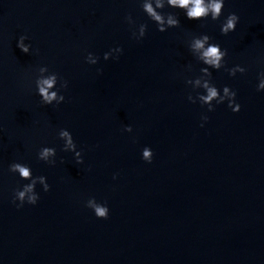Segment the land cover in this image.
Returning a JSON list of instances; mask_svg holds the SVG:
<instances>
[{"label": "water", "instance_id": "1", "mask_svg": "<svg viewBox=\"0 0 264 264\" xmlns=\"http://www.w3.org/2000/svg\"><path fill=\"white\" fill-rule=\"evenodd\" d=\"M165 11L181 25L160 32L138 0H0V264H264V91L256 88L264 0H226L224 16H240L227 35L223 16ZM128 13L148 24L142 40ZM201 32L228 49L227 66L248 69L234 77L213 70L242 108L217 105L203 127L206 106L188 100L185 83L202 67L186 41ZM23 34L31 53L17 47ZM117 45L119 60H104ZM89 51L98 64L86 62ZM45 65L69 81L58 107L36 91ZM65 127L84 150L82 164L63 150ZM42 146L57 148L55 165L38 159ZM15 160L48 177L36 205L12 202L28 182L9 171ZM92 196L109 205L108 218L86 206Z\"/></svg>", "mask_w": 264, "mask_h": 264}, {"label": "clouds", "instance_id": "2", "mask_svg": "<svg viewBox=\"0 0 264 264\" xmlns=\"http://www.w3.org/2000/svg\"><path fill=\"white\" fill-rule=\"evenodd\" d=\"M138 3L147 15L153 21L160 32H166L169 28L181 25L180 16L174 11H165V9H180L184 16L189 20L203 21L210 18L211 20H223L220 23V31L227 35L234 32L237 28L240 16L236 12H229L224 16V8L226 0H138ZM125 20L131 27L132 37L136 40H142L148 31V24L137 23L132 13H128ZM203 26V25H202ZM187 47L191 55L202 65L199 74L187 76L185 78L186 85L191 87L188 93V100L192 103H199L202 107L206 106V112L201 114V127L210 119L208 112L215 111L217 105L227 103V106L234 112L241 110L242 105L238 101V92L230 85L225 84L222 87L218 85L213 76V70L224 69L230 76H236L239 73L247 72V67L241 64L227 66L226 57L229 52L219 42L207 32L198 34H190L187 41ZM19 47L24 53H31L33 46L26 34L20 35L17 41ZM124 52L122 45L112 47L103 53V59L119 60ZM101 57L94 52L89 51L85 57L88 64L96 65ZM191 71L192 65L186 66ZM40 75L35 79L37 94L41 98L44 105L59 106L65 101L66 97L63 90L69 86V81L56 71H50L45 65L40 68ZM102 71V69H97ZM257 91H264V68L258 72ZM124 131L133 132V125L126 124ZM59 138L63 141V150L65 152L74 153L76 162L82 164L84 162L83 149L78 148L73 132L65 127L58 132ZM142 159L151 163L154 159V149L151 145H145L142 148ZM57 148L54 146H42L37 157L50 165L56 164ZM9 171L18 174L19 180L28 181L16 187L13 190L12 202L17 208H22L26 203L36 205L41 193L37 190V186L41 185L44 192L51 189V184L46 175H35L30 164L15 160L9 165ZM119 173H115L113 178L116 179ZM86 206L94 211L98 218H108L110 215V207L106 202L99 201L95 196L90 197L86 201Z\"/></svg>", "mask_w": 264, "mask_h": 264}]
</instances>
